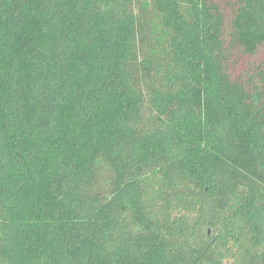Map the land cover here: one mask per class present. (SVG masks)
<instances>
[{"label": "trees", "instance_id": "trees-1", "mask_svg": "<svg viewBox=\"0 0 264 264\" xmlns=\"http://www.w3.org/2000/svg\"><path fill=\"white\" fill-rule=\"evenodd\" d=\"M0 264H264V0H0Z\"/></svg>", "mask_w": 264, "mask_h": 264}]
</instances>
